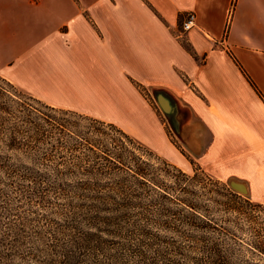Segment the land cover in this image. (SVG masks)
<instances>
[{"label": "crops", "instance_id": "0c3cea01", "mask_svg": "<svg viewBox=\"0 0 264 264\" xmlns=\"http://www.w3.org/2000/svg\"><path fill=\"white\" fill-rule=\"evenodd\" d=\"M82 1L0 0V40L14 55L29 38L38 45L0 63L1 75L50 104L116 123L176 161L164 122L137 89L163 85L190 110L201 144L193 155L214 170L227 156L237 169L225 180H243L245 196L264 203L255 185L264 177V0ZM186 10L194 22L178 36ZM14 60L38 81L16 80Z\"/></svg>", "mask_w": 264, "mask_h": 264}, {"label": "rangeland", "instance_id": "374dc122", "mask_svg": "<svg viewBox=\"0 0 264 264\" xmlns=\"http://www.w3.org/2000/svg\"><path fill=\"white\" fill-rule=\"evenodd\" d=\"M76 1L84 7L82 0ZM36 42L29 38L27 43L14 46L17 48L14 55L12 46L0 40V63L12 55L18 57L24 49L37 47ZM12 66L10 72L19 82L34 84L38 81L34 69L25 68L18 60H14ZM2 72L0 67V101L12 104L15 114L29 109L40 116L51 115L49 122L44 121L51 129L52 138L39 139L33 147L0 150L21 160H28L26 157L32 154L42 156L40 168L56 171V197L52 192H46L44 201L28 200L24 196L25 179L6 177L0 171V264H264V203L238 193L241 196L238 208L226 211L210 200L223 197L219 194V185L229 188L225 174L236 170V165L223 156L224 166L218 170L211 167L212 170L207 167L206 158L198 159L180 144L156 108L146 84L139 83L137 89L164 122L169 139L179 153L176 161L157 155L151 149L152 156L141 153L137 144L139 142L142 148L149 149L145 143L116 123H108L87 110L50 104L26 92L16 81H10V87ZM52 89H56L59 97L73 95L61 87L52 86ZM9 96L14 101L8 100ZM55 137L56 145L51 146ZM217 144L214 142L210 150H214ZM106 148L121 151L130 162L135 154H140V158L154 165L153 172L160 185L148 181L133 182L132 176L126 174L130 170L115 161L103 162ZM126 148L132 153L128 155ZM95 153L101 155L102 162L80 160ZM86 170L116 171L127 177L130 192L142 190L145 193L136 198L138 204L130 208L119 206L127 198L123 194L115 199L108 196L101 200L116 215V219L107 222V228L111 230L108 233L90 232L87 224L72 213L75 198L66 197L68 193L59 189L68 187L64 181L75 182L82 178ZM67 172L76 175L68 177ZM9 178L15 181L10 184ZM101 183L95 185L102 186L99 194L103 195V192L110 194L112 187L118 186L106 175ZM255 185L264 195V177L262 181L255 180ZM183 186L194 189L195 195L181 188ZM165 191L199 204V218L188 219L190 216L186 212L191 208L173 196L159 197L160 204L147 202V198ZM164 207L171 212L162 209ZM200 224L206 227H195ZM212 244L214 248L210 246Z\"/></svg>", "mask_w": 264, "mask_h": 264}, {"label": "trees", "instance_id": "16d2710c", "mask_svg": "<svg viewBox=\"0 0 264 264\" xmlns=\"http://www.w3.org/2000/svg\"><path fill=\"white\" fill-rule=\"evenodd\" d=\"M6 83L10 87H12L10 80H7ZM7 98L8 100L14 101L13 98L10 96ZM6 103L7 104L3 103V101H0V148H4V150H6V148L21 149L26 147H33L36 142L39 141V139L52 138L51 129L45 126L44 121L46 120L49 122L51 120V115L44 114L43 116H40L39 114L29 109L23 111V113L21 111L19 114H15L13 108L11 109L12 104H10L8 101H6ZM15 117H17L18 119L14 120ZM40 118H42V121H40ZM59 123L63 124L62 122ZM119 132L123 133L124 135H128L120 129ZM54 145H56V137L55 143H51V146ZM137 146L138 149H140L141 153L146 154L148 156L153 155V152L150 149L142 148L139 142ZM4 150H0V171L4 172L6 177L21 176L25 179L26 184H24V186L26 189V194H24V196L28 200H31L33 198L37 199L38 202L44 201L46 198V192H52L54 197H56V171L47 170L42 167L40 168V164L42 163L43 159L42 156L32 154L26 157L28 160H21V158L16 157L13 154H7ZM104 151H106V154H103L105 155L103 156V159H105L103 162H118L119 164H121V166H124L125 169L131 171L130 173L126 174L132 176L133 182L145 183L146 181H148L152 184L160 185V182H158L155 173L153 172V169L155 168L154 165H152V163L147 159L140 158V154H135L134 159L132 160L133 162H130L121 151L110 150L109 148H106V150ZM126 151L128 152V155L129 153H132L131 150L127 148ZM100 156V154L95 153L89 157L82 158L80 160L91 163H100L102 162ZM154 157L157 158L156 155ZM161 162L165 164L168 163L164 161ZM66 175L70 177L72 175L75 176L76 174L67 172ZM82 175L83 177L75 182L64 181L68 187L59 189H64V191L68 193L66 197L75 198V201L69 199V201L74 202L73 204L75 205V210L72 213L75 217L84 221L89 227V231L92 233L110 232L111 230L107 228V222L111 221L113 218L116 219V215L113 214L111 210H109V208L104 206L105 204L103 202H101V200H103L105 197L109 196L112 199H115V197H120V194H123L124 197L127 196V198L125 202L123 204H119V206L123 205L125 206V208H130L138 204L139 201H137L136 198L145 195L142 190L138 191V193L130 192L128 190L129 186L127 177L118 174V172L116 171L101 172L86 170L82 173ZM105 175L107 176L108 180H111L114 185L118 186L112 187V192L110 194L103 192L105 194L103 195L99 194L102 187L99 185L102 184L101 179ZM14 181L15 180L10 179L9 183L11 184ZM96 183H98L99 185H95ZM169 187H171V189L173 190L175 189L174 186L169 185ZM178 187H180L179 184ZM181 188L184 189L186 187L183 186ZM185 191L190 192L192 195L194 193L195 195L194 189L186 188ZM219 194H221L223 197H212L210 198V200L213 201L215 204L220 205L221 208L226 211L238 208L237 204H240L241 196L237 192L230 190L226 186L219 185ZM171 196L182 200L185 204L188 205V207L191 208L186 212L190 216L188 217V219L199 218V216L197 215V208L200 207L199 204H196L195 202L189 200L186 197H175L176 194H169L167 191L158 192L156 197L147 198V202L150 204L159 203V197L170 198ZM162 209L171 212L169 208L164 207ZM190 223H192V221ZM202 226L206 227L205 224L196 225L195 227ZM210 246L214 248V244Z\"/></svg>", "mask_w": 264, "mask_h": 264}, {"label": "water", "instance_id": "95a60500", "mask_svg": "<svg viewBox=\"0 0 264 264\" xmlns=\"http://www.w3.org/2000/svg\"><path fill=\"white\" fill-rule=\"evenodd\" d=\"M149 93L173 135L192 154L198 155L201 147L200 139L196 134V125L190 120L188 106L163 85H150ZM226 183L233 191L243 195L247 194L243 180L228 176Z\"/></svg>", "mask_w": 264, "mask_h": 264}, {"label": "built area", "instance_id": "2783aa9c", "mask_svg": "<svg viewBox=\"0 0 264 264\" xmlns=\"http://www.w3.org/2000/svg\"><path fill=\"white\" fill-rule=\"evenodd\" d=\"M195 13L193 10H186L180 17L179 28L177 30V35H181L183 31L188 29L194 22Z\"/></svg>", "mask_w": 264, "mask_h": 264}]
</instances>
